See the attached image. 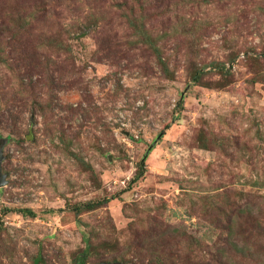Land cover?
Returning a JSON list of instances; mask_svg holds the SVG:
<instances>
[{
  "label": "rangeland",
  "instance_id": "obj_1",
  "mask_svg": "<svg viewBox=\"0 0 264 264\" xmlns=\"http://www.w3.org/2000/svg\"><path fill=\"white\" fill-rule=\"evenodd\" d=\"M120 1L0 0L1 29L37 13L12 52L1 36L15 63L0 62V264H75L90 228L138 251L161 223L209 245L181 264L208 263L217 238L237 243V264H264V0H145L165 71Z\"/></svg>",
  "mask_w": 264,
  "mask_h": 264
},
{
  "label": "trees",
  "instance_id": "obj_2",
  "mask_svg": "<svg viewBox=\"0 0 264 264\" xmlns=\"http://www.w3.org/2000/svg\"><path fill=\"white\" fill-rule=\"evenodd\" d=\"M145 0H122L118 3V8L123 11V16L126 19V23L129 27L132 28L133 32L141 38H143V42L147 44L150 50H152V53L156 54V57L158 58L163 70L165 71L166 62L163 61L161 58V54L158 52V46L156 44V36L154 33H151L149 29L146 27V18H145V10L147 9L144 5ZM146 8V9H145ZM39 11H45V8L41 4L39 6ZM36 10L34 11H27V12H16L15 16L10 18L11 26L2 28V25L0 23V44L2 43V32L8 31V37L5 38V42L8 43V47H11V44L13 43H21V39H19L22 36V32L28 33V29L30 27V24L32 23L33 19H36L35 16ZM22 33V34H21ZM8 38V39H7ZM4 39V38H3ZM46 42L48 44H53L54 40L50 37H47ZM57 42V41H56ZM12 48V47H11ZM0 62L8 63V65L12 63H15V61L11 62L9 51L8 54H6V51L3 47L0 46ZM14 49L12 48L10 52H12ZM21 58V57H20ZM10 62V63H9ZM17 70V75L15 76L16 81L19 86L20 93L25 90L26 83L24 81V76L22 74V71H26V67L22 64L19 66L14 67ZM227 71L223 72L226 73ZM192 79L199 80L198 75L194 73L192 75ZM34 101L36 102V105L33 107V111L43 113L48 108L44 107L42 105V102L39 101L37 98H34ZM178 105L181 107L182 102L179 100ZM204 139L200 140V146L206 148L214 141H208L206 136H203ZM219 146V143L218 145ZM143 175V164H140L138 167V170L135 172L133 178L130 182L134 183L136 182L141 176ZM215 196V195H214ZM213 195L204 196L205 199H203V202H205V207L208 205V202L211 207H219L217 205L216 196ZM214 197V202L212 201ZM226 200V199H225ZM108 198H103L102 200L98 201H85L81 202L73 207V210L76 214H80L83 211H91L95 208H98L100 206H103L105 202H108ZM224 204L225 206H230L231 203L226 202ZM232 205V204H231ZM225 209V207H224ZM222 209V213H218V215L222 216L223 221H225V226L228 228V231L231 228V223L234 220L233 215L231 214L230 210H224ZM25 211H28L30 214L32 212L28 209H25ZM217 216V215H216ZM235 221V220H234ZM258 227H261V224L258 223ZM214 228V227H213ZM154 231H156L154 238H151L145 245V247H140L138 251H133L130 247L131 245L127 244H121L119 241L115 242H108V241H99L97 236L95 235L96 230L90 228L88 229V237L85 241V246L82 248V250L79 252V254L74 258L75 264H85L89 261L91 264L98 263L102 261H118L122 264H181V257L186 256L184 255L186 252L189 254L194 253V248L197 247L199 251H202L203 248H206L204 253L210 254V250L208 249L209 245L206 244V241H203L202 237L195 235V234H189L185 231H183L182 228H179L175 225L172 226L170 224H163L161 223L160 226H157L154 228ZM207 233V232H205ZM225 239L217 238L213 245L217 247V250L210 255L209 262L206 264H237L242 263L245 260V255L242 252H239V247L236 242L232 241V248L225 249L224 246H220L219 241L223 243ZM229 242H231L230 237L227 239ZM134 244L138 247L140 246L141 242L137 241V238L134 239ZM124 247L127 250H124L122 247ZM128 247L130 249H128ZM146 251L148 258L146 262L143 260L134 262L133 254L136 256H140V252ZM114 252V253H113ZM132 252V253H131ZM252 254V253H251ZM110 256V257H108ZM253 258V257H252ZM204 264V263H203Z\"/></svg>",
  "mask_w": 264,
  "mask_h": 264
},
{
  "label": "water",
  "instance_id": "obj_3",
  "mask_svg": "<svg viewBox=\"0 0 264 264\" xmlns=\"http://www.w3.org/2000/svg\"><path fill=\"white\" fill-rule=\"evenodd\" d=\"M3 147H4V140L0 141V187H3L4 185L7 184V174L2 171V161L4 159L3 155ZM87 264V263H85ZM94 264H122L121 262L118 261H102Z\"/></svg>",
  "mask_w": 264,
  "mask_h": 264
}]
</instances>
